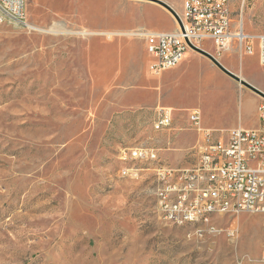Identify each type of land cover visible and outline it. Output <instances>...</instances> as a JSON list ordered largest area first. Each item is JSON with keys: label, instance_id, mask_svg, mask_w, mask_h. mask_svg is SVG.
Listing matches in <instances>:
<instances>
[{"label": "rangeland", "instance_id": "rangeland-1", "mask_svg": "<svg viewBox=\"0 0 264 264\" xmlns=\"http://www.w3.org/2000/svg\"><path fill=\"white\" fill-rule=\"evenodd\" d=\"M169 1L180 13L182 0ZM145 4L153 8L142 18ZM24 9L46 32L0 23V264H264V213L212 216L219 228H237L232 242L222 233L187 237L194 225L157 217L154 166L193 164L200 135L187 112L154 129L150 56L129 32L146 30L140 24L166 29L173 16L147 0H25ZM231 10L232 31L241 24L248 37L214 56L264 87V0H231ZM217 73L185 104L200 109L203 126L223 128L228 120L213 116L221 104L211 102L223 92L222 101L254 123L252 100L256 107L261 97ZM135 146L155 148L158 161H136L140 175L130 179L118 152ZM245 253L252 259L239 262Z\"/></svg>", "mask_w": 264, "mask_h": 264}, {"label": "built area", "instance_id": "built-area-1", "mask_svg": "<svg viewBox=\"0 0 264 264\" xmlns=\"http://www.w3.org/2000/svg\"><path fill=\"white\" fill-rule=\"evenodd\" d=\"M24 7L25 0H0V23L33 29ZM176 14L174 30H142L138 34L145 40L146 51L151 56L148 70L152 75L176 67L188 51L196 52L192 47L204 50V40L220 51L236 39L231 27V0H182L181 11ZM257 40L259 63L264 66V34L258 35ZM247 52L251 53L248 47ZM188 119L200 135L191 147L197 158L189 166H154L157 217L173 225L183 218H202V225L188 229L187 237L203 239L222 233L228 241H235L237 228L233 225L219 228L212 216L264 212V98L257 105L255 127L236 126L225 131V135L216 136L202 126L198 109H191ZM171 122L170 109L161 108L156 112L154 129L168 128ZM118 158L130 163L120 170L122 176L130 179L140 175L136 161H158L156 149L145 146L121 148ZM217 197H228V204L218 205Z\"/></svg>", "mask_w": 264, "mask_h": 264}, {"label": "crops", "instance_id": "crops-1", "mask_svg": "<svg viewBox=\"0 0 264 264\" xmlns=\"http://www.w3.org/2000/svg\"><path fill=\"white\" fill-rule=\"evenodd\" d=\"M163 1L169 4L172 8L175 5V4H172L169 0H163ZM143 8L145 10H143L142 13L140 14V17L142 18L146 17L147 15H150L147 12V9H150L153 7L152 5L145 4L143 5ZM163 16L170 18V15H167V14ZM171 20L173 21V19ZM140 26H142L144 29L149 30V31H171L176 28L174 21L172 25L162 30L161 29H149V28L144 27L142 24H140ZM140 42H141L144 52L147 53L145 40L142 38ZM212 46H213L212 49H207L205 47L203 48L205 51L209 52L210 54L214 56L215 47L213 44ZM244 55L245 54H243L240 57L243 58ZM221 57L223 58V61L225 63L228 62L226 56L221 55ZM150 60H151V56H150ZM190 60L194 61L193 65L190 64ZM219 62L222 64V61L220 59H219ZM258 62H259V56H258ZM195 64L199 65V67L197 66L195 67ZM222 65L226 67L228 70L235 73L234 65L229 64V63L222 64ZM219 70L220 69L214 63H212V61H210L207 57H205L204 55L198 52H194V51H188L186 54V57L176 67L165 70L159 75H152L148 70V64H147V70H146L147 73L151 76H154V102L156 103L155 112H157L161 108L170 109L172 122L174 118L182 115L183 112H187L186 116L188 119L189 111L191 109H198L199 111L200 109L194 105L185 104V102L188 101L190 96L193 94H197L198 96H201L204 92L203 91L204 85L206 86L210 85V82H211L210 80L212 79L213 80L219 79V74L217 72L219 73L222 72L221 70H220L221 72ZM240 71L244 75V77H246L245 76L246 71H245V67L243 66V63L241 64ZM174 73H176V76L173 75ZM249 79H250L249 83H251L252 85H254L255 87H257L258 89L264 92L263 86H260L251 78ZM195 87H198V89L196 90ZM239 92L247 96V94L243 92L242 90H239ZM223 97H224L223 92H218L214 96V99H212L211 102L221 104V111L215 112L213 116L216 119L225 118L226 120H228L226 126L223 128H216L214 126L204 124V126L203 125L202 126L205 129L213 131V134H214V132L227 131L228 129L232 127H236V126H241L245 128H251V127L257 126L258 124L257 106L255 107L254 99L252 100L253 102L252 115H254L256 119L254 120V123L249 125V124H246V121H244L243 113L241 112V109L239 108L235 109V107H230L227 101H222ZM200 114H201V111H200ZM222 135H225V133Z\"/></svg>", "mask_w": 264, "mask_h": 264}, {"label": "bare ground", "instance_id": "bare-ground-1", "mask_svg": "<svg viewBox=\"0 0 264 264\" xmlns=\"http://www.w3.org/2000/svg\"><path fill=\"white\" fill-rule=\"evenodd\" d=\"M175 10V9H174ZM168 11V10H167ZM176 11V10H175ZM168 13L169 14H171L169 11H168ZM30 28H34V29H36V30H38V31H45L46 32V30H44V29H41V28H37V27H33L32 25H31V27ZM241 28V31H233V34L236 36V39L238 40V41H243V39L244 38H246L247 37V34H245V33H243V31H242V27H241V24H239V29ZM50 30V29H49ZM52 30V29H51ZM54 31V30H53ZM81 33H85V31H82ZM96 33V32H95ZM102 34H105L106 36H107V38H109V39H111L113 36H115V35H119V36H124V34H126V33H124V32H101ZM140 33V32H139ZM139 33H137V32H129V34L130 35H138ZM89 34V33H88ZM94 34V33H93ZM96 34H100V33H96ZM128 34V33H127ZM233 40V39H232ZM232 40H230L226 45H225V47L224 48H227L228 47V45L230 44V42L232 41ZM216 59L219 61V58H217L216 57ZM240 76V75H239ZM241 78H243L242 76H240ZM244 79V78H243ZM240 84V83H239ZM217 204L218 205H227L228 204V197H217ZM261 213H264V212H261ZM186 224H188V225H194V227L192 228V229H197L198 227H200L201 225H202V218H183V220L182 221H180L179 222V224L178 225H186ZM196 225V226H195ZM238 237V236H237ZM240 257V259H239V262H241V261H244V260H251L252 258H251V256H249L248 255V259H246V253L245 254H242V255H240L239 256Z\"/></svg>", "mask_w": 264, "mask_h": 264}, {"label": "water", "instance_id": "water-1", "mask_svg": "<svg viewBox=\"0 0 264 264\" xmlns=\"http://www.w3.org/2000/svg\"><path fill=\"white\" fill-rule=\"evenodd\" d=\"M147 1H151V2H154L156 4H159L160 6H162L166 10H168L171 13V15L178 20L176 11L169 4L164 2L163 0H147ZM192 49L195 50L196 52L204 55L205 57H207L210 61H212V63H214L227 76H229L230 78H232L236 82L240 83L241 85L245 86L246 88L250 89L252 92L256 93L261 98H264V92L263 91H261L260 89H258L257 87H255L254 85H252L251 83L246 81L245 79L241 78L238 74L233 73L232 71L228 70L226 67H224L216 59L215 56H213L209 52H207L201 48H198V47H192Z\"/></svg>", "mask_w": 264, "mask_h": 264}]
</instances>
